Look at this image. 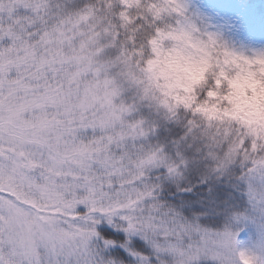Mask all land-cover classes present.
<instances>
[{
  "label": "snow or ice",
  "instance_id": "1",
  "mask_svg": "<svg viewBox=\"0 0 264 264\" xmlns=\"http://www.w3.org/2000/svg\"><path fill=\"white\" fill-rule=\"evenodd\" d=\"M191 0H0V264H264V45Z\"/></svg>",
  "mask_w": 264,
  "mask_h": 264
},
{
  "label": "trees",
  "instance_id": "2",
  "mask_svg": "<svg viewBox=\"0 0 264 264\" xmlns=\"http://www.w3.org/2000/svg\"><path fill=\"white\" fill-rule=\"evenodd\" d=\"M191 3L194 8L211 16L214 22H228L231 25V31L225 27L228 39L264 45V0H191ZM238 81L245 82L254 93L247 98L233 90L230 115L249 124H264V82L253 78Z\"/></svg>",
  "mask_w": 264,
  "mask_h": 264
},
{
  "label": "rangeland",
  "instance_id": "3",
  "mask_svg": "<svg viewBox=\"0 0 264 264\" xmlns=\"http://www.w3.org/2000/svg\"><path fill=\"white\" fill-rule=\"evenodd\" d=\"M264 29V26H263ZM232 89L238 93L241 94L243 97H251L253 95V89L247 85L245 82H239L238 80L235 81L232 85Z\"/></svg>",
  "mask_w": 264,
  "mask_h": 264
}]
</instances>
